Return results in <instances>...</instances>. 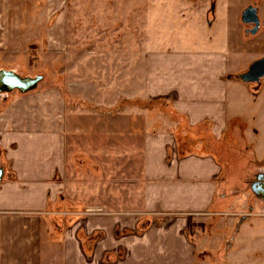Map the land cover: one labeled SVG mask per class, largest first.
<instances>
[{"label": "crops", "instance_id": "obj_1", "mask_svg": "<svg viewBox=\"0 0 264 264\" xmlns=\"http://www.w3.org/2000/svg\"><path fill=\"white\" fill-rule=\"evenodd\" d=\"M210 1L180 14L173 52L145 53L138 72L131 59L109 90L97 87V135L56 88L5 96L0 264H264V213L253 209L264 195L237 176L264 173L253 145L261 94L230 78L264 54H228L229 3L216 0L209 24ZM250 5L256 34L242 21ZM12 11L0 0V52L15 39ZM238 17L245 39L264 32L257 1ZM238 94L248 106L231 103Z\"/></svg>", "mask_w": 264, "mask_h": 264}, {"label": "rangeland", "instance_id": "obj_2", "mask_svg": "<svg viewBox=\"0 0 264 264\" xmlns=\"http://www.w3.org/2000/svg\"><path fill=\"white\" fill-rule=\"evenodd\" d=\"M10 1L14 12L8 33L11 36L14 33L15 39L13 44L0 52V69L14 70L22 77L42 75L43 80L33 90L44 92L56 88L66 95L70 103L79 104L84 110L77 121L85 127L84 133L88 136L92 133L97 135V113L93 115V109L97 110V87L109 90L118 80L116 78L124 75L131 59L134 71L138 72L146 64L145 53L152 54L163 49L164 52L167 49L169 53L173 52L175 34H178L181 25L180 14L185 16L191 7H204V2L209 0ZM225 1L230 8V13L224 17L230 46L227 52L240 51L243 55L237 61H253L264 54V32L258 38L242 37L238 10L255 1L264 6V0ZM210 2L211 7L215 5V17L216 0ZM230 78L231 82L246 90L259 84L260 123L263 125L264 78L260 83H245L233 76ZM15 91L20 92L17 89L2 92L0 104L6 100L5 96H11ZM238 95L232 96L231 103L248 106V100ZM259 95H253L254 102L258 101ZM243 118L249 125L258 124L257 117L254 119L252 115H245ZM253 145L260 148L264 157V137ZM247 159L248 169L251 163L249 157ZM237 176L246 177L247 181L256 177L246 169ZM250 203L245 211H248ZM255 203L253 209L256 213H264V202L259 204L255 200ZM214 255L213 252L209 257Z\"/></svg>", "mask_w": 264, "mask_h": 264}, {"label": "water", "instance_id": "obj_3", "mask_svg": "<svg viewBox=\"0 0 264 264\" xmlns=\"http://www.w3.org/2000/svg\"><path fill=\"white\" fill-rule=\"evenodd\" d=\"M242 21L245 24L253 25L250 30L252 34L257 33L260 27V18L255 5H250L244 10ZM237 78L245 83H260L264 78V56L255 60L245 71L238 74ZM41 80H43L42 75L22 77L13 70L2 69L0 70V94L4 91L11 92L16 89L22 93L31 91L38 86ZM2 176L3 168H0V181ZM255 184L261 186V191L264 193V173L257 177ZM252 189L256 193H260L255 187Z\"/></svg>", "mask_w": 264, "mask_h": 264}, {"label": "flooded vegetation", "instance_id": "obj_4", "mask_svg": "<svg viewBox=\"0 0 264 264\" xmlns=\"http://www.w3.org/2000/svg\"><path fill=\"white\" fill-rule=\"evenodd\" d=\"M259 175H261V174L256 175V177H255L254 179L250 180V182H251L250 185H251V188L255 187L257 190H259V192H260L262 195H264L263 191H261V186L255 184V181H256V179H257V177H258ZM258 194H259V193H258Z\"/></svg>", "mask_w": 264, "mask_h": 264}, {"label": "trees", "instance_id": "obj_5", "mask_svg": "<svg viewBox=\"0 0 264 264\" xmlns=\"http://www.w3.org/2000/svg\"><path fill=\"white\" fill-rule=\"evenodd\" d=\"M214 3V2H213ZM214 4L212 5V7H211V9H210V12H209V22L210 23H212V20H213V18H214ZM259 85V84H258ZM258 85H256L255 87H254V90L255 91H258V88H257V86ZM257 88V89H256Z\"/></svg>", "mask_w": 264, "mask_h": 264}]
</instances>
